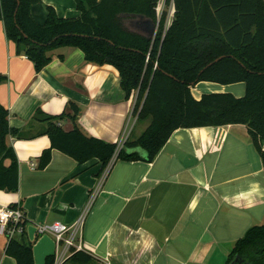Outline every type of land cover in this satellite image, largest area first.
<instances>
[{
	"label": "crops",
	"instance_id": "0c3cea01",
	"mask_svg": "<svg viewBox=\"0 0 264 264\" xmlns=\"http://www.w3.org/2000/svg\"><path fill=\"white\" fill-rule=\"evenodd\" d=\"M48 7L61 18L81 16L75 0H39L31 9L37 23L46 22ZM143 21L126 22L145 36ZM51 55L37 72L0 20V103L19 133L8 144L20 176L17 193L0 190V206L24 210V239L34 245L35 264L57 255L55 238L39 235V226H72L85 215L82 234L84 252L94 259L90 264H226L235 243L264 225V167L247 127L179 129L153 163L117 161L92 203L105 173L99 161L81 165L53 150L49 165L40 169L51 140L43 134L47 124L33 118L37 111L66 113L59 123L65 131L78 126L89 137L119 145L133 129L135 97L127 98L114 67L87 62L80 49L59 48ZM73 103L80 110L76 121ZM8 242L0 232V264H16L6 253Z\"/></svg>",
	"mask_w": 264,
	"mask_h": 264
},
{
	"label": "trees",
	"instance_id": "16d2710c",
	"mask_svg": "<svg viewBox=\"0 0 264 264\" xmlns=\"http://www.w3.org/2000/svg\"><path fill=\"white\" fill-rule=\"evenodd\" d=\"M160 1L75 0L79 18H61L48 7L42 25L31 13L39 0H0V20L8 39L37 72L52 61L53 51L80 49L87 62L119 72L127 98L136 97L137 122L149 121L140 137L119 149L118 144L85 135L78 126L65 131L59 123L66 113L52 116L37 111L33 120L47 124L43 134L51 140L40 157V169L49 165L53 150L81 165L96 159L101 173L117 161L153 163L179 129L230 125L247 127L264 167V0H165L175 9L167 29V10L160 19L157 16ZM137 15L159 23L153 38L128 27L126 21ZM23 45L33 48L22 51ZM3 80L0 76V84ZM203 82L244 83L245 95L211 93L196 98L192 89ZM71 107L76 121L79 107L74 103ZM9 117L0 103V190L17 193L19 162L8 138L19 133L10 126ZM24 235L9 238L6 253L16 264H35L34 245ZM236 259L242 264H264V225L252 227L235 243L226 264ZM68 261L90 264L94 259L77 252ZM46 264H55V256L47 257Z\"/></svg>",
	"mask_w": 264,
	"mask_h": 264
},
{
	"label": "built area",
	"instance_id": "2783aa9c",
	"mask_svg": "<svg viewBox=\"0 0 264 264\" xmlns=\"http://www.w3.org/2000/svg\"><path fill=\"white\" fill-rule=\"evenodd\" d=\"M157 16L160 19V16L165 11V0H161L157 6ZM174 17V7L172 6L171 10L168 13V18L166 22V28L170 25ZM137 120V116L134 115V111L131 117L133 120ZM132 122V121H131ZM135 124V122H134ZM133 124V126H134ZM132 126V127H133ZM132 130V128H131ZM129 134H125L122 142L119 144V149H122L125 142L129 140ZM111 170V166L105 171L104 176L108 174ZM94 196H92L91 202L94 203ZM92 205V204H91ZM91 207V206H90ZM85 216L82 217L76 224L72 226H67L62 223H55L52 225L39 226L37 228V233L41 236L52 235L57 243V255L55 258V264H64L69 260L74 253L84 252V243H83V234L82 227L84 225ZM25 222L26 215L24 210L16 205L14 207L10 206H0V232L1 234L7 236L8 238H15L17 236H22L25 232Z\"/></svg>",
	"mask_w": 264,
	"mask_h": 264
},
{
	"label": "rangeland",
	"instance_id": "374dc122",
	"mask_svg": "<svg viewBox=\"0 0 264 264\" xmlns=\"http://www.w3.org/2000/svg\"><path fill=\"white\" fill-rule=\"evenodd\" d=\"M171 8H172V6L169 8L165 5V9L167 10L168 13L171 10ZM174 12H175V9H174ZM158 25H159V23H158ZM245 89L246 88H245L244 83H238V84H232V85L224 86V85H220V84L212 83V82H203V83L198 84L195 88H193L192 91H193V94L196 98H200L204 94H211V93H231V94L235 95L236 97H243L245 95V91H246ZM135 102H136V97H135ZM134 122H135V124H134ZM133 124H134V126H133ZM148 125H149V121L137 122V120L135 121V117H134V119L132 120V126H133L132 130L135 129V131H134L135 137L133 139H137L138 137H140L143 134V132L146 130ZM107 177H108V175H105L103 177V180L101 182V188L98 190L97 193H95V196L93 198L94 203L96 202L97 198L99 197V195L103 189L102 186H103ZM87 214H88V212H87ZM86 217H87V215H85V220H86ZM85 220H84V224H85ZM83 228H84V225L82 227V230H83Z\"/></svg>",
	"mask_w": 264,
	"mask_h": 264
},
{
	"label": "water",
	"instance_id": "95a60500",
	"mask_svg": "<svg viewBox=\"0 0 264 264\" xmlns=\"http://www.w3.org/2000/svg\"><path fill=\"white\" fill-rule=\"evenodd\" d=\"M137 17L142 19V21L144 20L142 24L145 25V36L148 38H153L156 35L158 23L154 22L153 20L146 19V17L142 15H137ZM31 48L33 47L23 45L21 47V50L26 51L27 49H31ZM236 262H238V259L235 260V263Z\"/></svg>",
	"mask_w": 264,
	"mask_h": 264
},
{
	"label": "flooded vegetation",
	"instance_id": "af4514ba",
	"mask_svg": "<svg viewBox=\"0 0 264 264\" xmlns=\"http://www.w3.org/2000/svg\"><path fill=\"white\" fill-rule=\"evenodd\" d=\"M233 264H240V263L236 262V263H233Z\"/></svg>",
	"mask_w": 264,
	"mask_h": 264
}]
</instances>
